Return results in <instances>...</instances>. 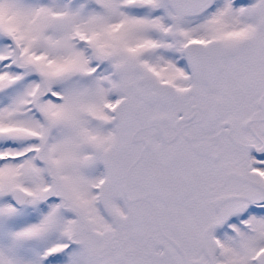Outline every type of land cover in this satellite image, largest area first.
<instances>
[{
  "label": "snow or ice",
  "instance_id": "6c2138e0",
  "mask_svg": "<svg viewBox=\"0 0 264 264\" xmlns=\"http://www.w3.org/2000/svg\"><path fill=\"white\" fill-rule=\"evenodd\" d=\"M0 264H264V0H0Z\"/></svg>",
  "mask_w": 264,
  "mask_h": 264
}]
</instances>
